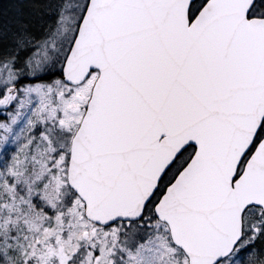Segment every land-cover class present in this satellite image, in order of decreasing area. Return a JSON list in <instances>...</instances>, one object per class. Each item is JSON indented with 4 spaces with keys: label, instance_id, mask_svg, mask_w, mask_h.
Listing matches in <instances>:
<instances>
[{
    "label": "snow or ice",
    "instance_id": "snow-or-ice-1",
    "mask_svg": "<svg viewBox=\"0 0 264 264\" xmlns=\"http://www.w3.org/2000/svg\"><path fill=\"white\" fill-rule=\"evenodd\" d=\"M0 264H264V0H0Z\"/></svg>",
    "mask_w": 264,
    "mask_h": 264
}]
</instances>
